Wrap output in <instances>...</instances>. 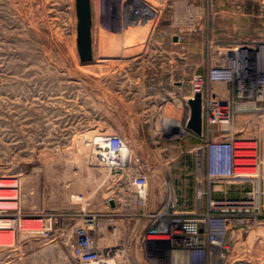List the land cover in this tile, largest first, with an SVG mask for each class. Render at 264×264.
Instances as JSON below:
<instances>
[{
    "label": "rangeland",
    "instance_id": "obj_1",
    "mask_svg": "<svg viewBox=\"0 0 264 264\" xmlns=\"http://www.w3.org/2000/svg\"><path fill=\"white\" fill-rule=\"evenodd\" d=\"M143 1L159 10L146 34L131 23L146 21L118 15L116 0H92L94 55L83 61L76 0H0V179L14 182L0 200L10 205L8 212L20 209L39 226L58 214L54 238L13 232L0 247V264H83L72 243L85 213L96 216L90 232L105 260L113 258L104 264H155V255L139 245L152 221L144 212L175 201L183 210L196 207L193 146L200 138L184 134L190 106L183 96L192 75L206 73L222 49L264 39V0ZM249 114L250 121L261 120ZM94 128L115 131L131 144L137 168L149 177L145 206L130 177L112 172L102 182L100 161L82 155L81 139ZM238 133L258 144L257 178L264 186V135L255 127ZM94 185L87 206L71 199ZM61 212L68 214L64 224ZM239 238L230 262L264 264V214Z\"/></svg>",
    "mask_w": 264,
    "mask_h": 264
},
{
    "label": "built area",
    "instance_id": "obj_2",
    "mask_svg": "<svg viewBox=\"0 0 264 264\" xmlns=\"http://www.w3.org/2000/svg\"><path fill=\"white\" fill-rule=\"evenodd\" d=\"M116 6L118 15H126L128 11L140 21L154 18L159 11L143 0L135 3L116 0ZM214 83L223 86L215 88ZM197 93L202 94V132L197 133L187 126L184 133L200 138L193 146L197 159L196 207L179 210L174 208L173 202L163 208L167 209L166 213L163 209L144 212L152 221L140 236L145 250L155 255V264L242 262H230V250L264 214V186L258 175H251V168L257 167L260 159L258 144L250 145L254 138L242 136L236 128L241 112L259 114L264 121V39L244 40L226 47L206 73L192 75L184 101L188 103ZM99 140L97 160L108 164L114 175L121 173L130 177L138 203L145 206L149 177L136 166L140 158L131 153L119 133L99 136ZM234 185L251 186L234 189ZM9 206L0 204L1 248L13 232H21L25 238L39 235L54 238L58 214L50 213L43 218L45 225L39 226L32 223L35 218L25 217L20 209L8 212ZM84 215V223L77 224L73 230V256L83 264H104V253L90 232L96 216Z\"/></svg>",
    "mask_w": 264,
    "mask_h": 264
},
{
    "label": "bare ground",
    "instance_id": "obj_3",
    "mask_svg": "<svg viewBox=\"0 0 264 264\" xmlns=\"http://www.w3.org/2000/svg\"><path fill=\"white\" fill-rule=\"evenodd\" d=\"M126 18H134L133 16H131V13H129L128 11H127V13H126ZM154 21H155V18H153V17H150L146 22H139V23H135V22H133V21H131V23H134L135 24V26H136V28L140 31V33H147V32H149V30L152 28V25H153V23H154ZM127 27H129V26H127V24H123L122 25V28L123 29H125V28H127ZM224 50H226L225 48L224 49H222L221 51H220V53L221 52H223ZM219 53V54H220ZM175 102H177V104L178 105H181V103H182V101H181V99H175ZM177 105V106H178ZM246 106H248L247 104H245V107ZM240 108H241V106H240ZM241 114H243V115H245V117L244 118H239V120L237 121V124H236V128L238 127L239 128V130H245V129H251V127H255L256 128V131L258 132V133H261V135H264V123L263 122H257L256 120H252V121H250L251 120V118L249 117V113H247V114H245V113H243V112H241V113H239L238 114V116L239 115H241ZM171 116H173V115H171ZM237 116V117H238ZM239 117H241V116H239ZM255 118V117H254ZM171 120H172V118H170ZM257 119V118H256ZM170 120V122H172L173 123V121H171ZM255 121H256V123L257 124H255ZM174 123L177 125V127L179 128V127H181V125L177 122V121H174ZM252 125H254V126H252ZM97 126H99V127H102V126H100V125H97ZM97 128V127H96ZM96 128H94V129H92V130H90L87 134H85V138L84 139H81V141H83V144L84 145H82L83 146V154L82 155H85L87 158H90V157H92L93 156V154H94V156L96 157V153L98 152V150H99V147H98V144H97V142H98V140H99V136H102V135H107V134H111V133H116L115 131H110V129H108V128H106V130L103 132H100V131H98ZM182 128V127H181ZM109 131H108V130ZM101 133V134H100ZM123 136V135H122ZM123 138L125 139V141H126V144H127V146L129 147V150L131 151V153L133 154V148H132V146H131V144L128 142V140L126 139V137H124L123 136ZM76 139V138H75ZM80 139V138H79ZM87 139H90V140H92V142H86V140ZM77 140V139H76ZM77 141H79V140H77ZM76 141V142H77ZM100 141V140H99ZM253 143L254 142H249V144L250 145H253ZM80 149V148H79ZM81 151V150H80ZM75 154V153H74ZM77 155H79V154H77ZM92 155V156H91ZM80 156V155H79ZM84 156V157H85ZM77 158V157H76ZM79 158V161H81V156L80 157H78ZM97 158V157H96ZM100 163L102 164V167L105 169V172L103 173L104 175H102L103 176V179L101 180L102 182L104 181V180H106V179H109L111 176H112V172H111V170H110V166L108 165V164H106V163H104V162H101L100 161ZM101 167V166H100ZM165 167V166H164ZM102 168V169H103ZM166 170H169V165H168V163H167V165H166ZM257 167H253V168H251V171H252V173H251V175H260L258 172H257ZM167 172V171H166ZM169 179V178H168ZM161 180V179H160ZM100 180L98 181L99 182V184L101 185V182ZM167 181V180H166ZM160 182V181H159ZM99 184H96L97 185V187H98V185ZM7 185H14V182H13V180H9V179H0V198H5L6 197V195H5V193H6V191H8L9 189H7L6 188V186ZM96 185H94L95 187H93V189H92V191L91 192H86L85 190L83 191V192H81V191H77V192H73L71 195H70V197H71V199L72 200H74V201H76V202H81L84 206H87V204H88V202H89V199H90V197H91V195H93L94 194V192L96 191ZM161 185V184H160ZM159 185V186H160ZM150 186V185H149ZM149 186H148V199L150 198V189H149ZM168 189H169V192H170V196L171 197H173V191H172V189L170 188V184H169V181H168ZM168 191V190H167ZM159 194V193H158ZM173 200V199H172ZM2 203H5V201H1L0 200V204H2ZM167 212V209H163V213H166ZM239 239H241V238H239ZM230 258H231V254H230V256H229ZM110 259H108V260H105V263H108V261H109Z\"/></svg>",
    "mask_w": 264,
    "mask_h": 264
},
{
    "label": "water",
    "instance_id": "obj_4",
    "mask_svg": "<svg viewBox=\"0 0 264 264\" xmlns=\"http://www.w3.org/2000/svg\"><path fill=\"white\" fill-rule=\"evenodd\" d=\"M77 9V46L80 57L83 61L93 58V38H92V0H76ZM190 106V116L187 126L197 133L202 132L203 128V103L202 94L197 93L194 97L187 100ZM236 264H244L238 262Z\"/></svg>",
    "mask_w": 264,
    "mask_h": 264
},
{
    "label": "crops",
    "instance_id": "obj_5",
    "mask_svg": "<svg viewBox=\"0 0 264 264\" xmlns=\"http://www.w3.org/2000/svg\"><path fill=\"white\" fill-rule=\"evenodd\" d=\"M174 208H175V209L182 210V208H178V205H177L176 201L174 202ZM66 213H67V212H61V213H60V215H61V219H62V222H61L62 224H64V222L66 221V217H67V216H65ZM139 245L141 246L142 250L145 251V246H144V244H143V242H142L141 237H140V243H139ZM110 259L113 260V258H110ZM111 264H113V263H111Z\"/></svg>",
    "mask_w": 264,
    "mask_h": 264
}]
</instances>
